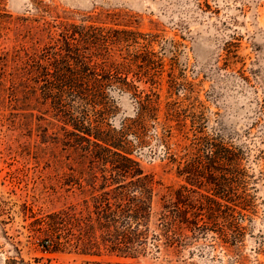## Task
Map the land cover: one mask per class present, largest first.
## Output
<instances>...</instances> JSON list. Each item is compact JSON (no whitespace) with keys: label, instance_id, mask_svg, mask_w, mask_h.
<instances>
[{"label":"rangeland","instance_id":"1","mask_svg":"<svg viewBox=\"0 0 264 264\" xmlns=\"http://www.w3.org/2000/svg\"><path fill=\"white\" fill-rule=\"evenodd\" d=\"M88 27L150 37L146 47H113L110 55L121 61L136 54L138 64L149 68L146 73L134 67L127 82L140 97L156 102V111L143 122L142 139L131 132L127 143L131 158L155 182L151 228L168 203L164 196L171 191L176 201V190L188 204L190 220L201 224L198 214L204 222L216 220L203 234L184 231L189 239L182 247L161 245L156 252L149 244L144 256L121 261L264 264V180L259 177L264 172V0H0V264L98 260L45 249L46 237L35 232L52 213L69 206L80 210L89 200L90 165L66 143L62 122L38 101L28 75L34 62L62 43L63 28ZM119 86L106 90L105 129L116 133L138 117L133 91ZM73 113L92 123L102 115L91 107ZM199 140L241 151L252 206L239 221L244 236L236 247L217 233L225 224L222 216L210 214L207 221V213L197 210L200 204L213 208L202 197L214 199L211 175L194 186L170 163ZM216 174L227 176L225 170Z\"/></svg>","mask_w":264,"mask_h":264},{"label":"trees","instance_id":"2","mask_svg":"<svg viewBox=\"0 0 264 264\" xmlns=\"http://www.w3.org/2000/svg\"><path fill=\"white\" fill-rule=\"evenodd\" d=\"M60 37L62 43L34 62L28 75L34 83V93L38 92V101L42 106H49L54 117L62 122L66 143L88 161L86 185L90 190L87 191L89 200L82 202L80 210L69 206L47 216L46 222L39 221L37 225L43 224L35 232L46 237L45 249L68 250L98 259L84 264H138L121 260L144 256L149 244L156 252L161 245L167 249L182 247L189 239L184 231H190L192 235L203 234L208 225L216 222L209 220L210 214L225 220L222 228L217 230L222 241L230 247L238 246L244 236L239 221H244L252 206L245 194L249 177L242 168L240 149L224 147L217 141L199 140L198 146L183 158H170V163L176 165L177 174L186 175L194 186L201 185L204 175H211L214 199L202 197L211 202L213 208L209 206L205 210L202 204L197 207L198 212L207 213L205 217L210 222H204L202 214L195 216L201 224L196 219L190 220L187 217L189 211L184 207L188 204L179 199L183 195L176 190V201H173L171 191L164 196L169 198L168 203L163 204L151 228L155 182L131 158L127 143L131 132L137 140L142 139L143 122L147 118L153 119L156 111V102L140 97L137 88L127 82L134 67L144 69L146 73L149 68L138 64L139 55H133V59L121 57V61L110 55L113 47H146L150 37L127 30L105 31L92 27L63 28ZM141 63L144 65L145 62ZM115 83H120V90L133 91L138 107V117L133 122L136 125L122 126L117 133L105 129V126L109 127L105 124V116L110 108L106 90ZM78 107L100 111V120L92 123L75 116L73 111ZM222 170H225L226 178L217 176L216 173ZM259 174L264 180V172ZM216 199L223 200L226 205ZM223 207L225 211H222ZM183 214L185 217L181 218Z\"/></svg>","mask_w":264,"mask_h":264}]
</instances>
